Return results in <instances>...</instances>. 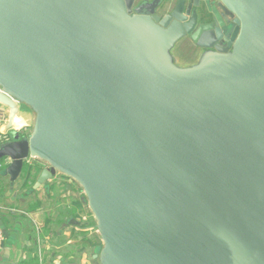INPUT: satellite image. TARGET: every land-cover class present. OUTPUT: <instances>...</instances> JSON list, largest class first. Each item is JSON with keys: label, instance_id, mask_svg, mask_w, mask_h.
<instances>
[{"label": "water", "instance_id": "water-1", "mask_svg": "<svg viewBox=\"0 0 264 264\" xmlns=\"http://www.w3.org/2000/svg\"><path fill=\"white\" fill-rule=\"evenodd\" d=\"M146 3L0 0V177L77 183L97 264H264V0Z\"/></svg>", "mask_w": 264, "mask_h": 264}, {"label": "crops", "instance_id": "crops-1", "mask_svg": "<svg viewBox=\"0 0 264 264\" xmlns=\"http://www.w3.org/2000/svg\"><path fill=\"white\" fill-rule=\"evenodd\" d=\"M34 121V113L22 106L14 129L27 135ZM7 123L8 117L6 123L0 124V145L6 138L2 130ZM0 162L8 165L9 160ZM30 164L43 166L35 160ZM29 165L15 185H11L9 176L0 177L5 185L0 190V229L6 235L0 264H95L100 237H95L83 221L82 211L87 205L83 190H77L74 182L65 177L37 187L38 177L31 175Z\"/></svg>", "mask_w": 264, "mask_h": 264}, {"label": "rangeland", "instance_id": "rangeland-1", "mask_svg": "<svg viewBox=\"0 0 264 264\" xmlns=\"http://www.w3.org/2000/svg\"><path fill=\"white\" fill-rule=\"evenodd\" d=\"M191 45H192L191 42L188 39H186V40H183L180 43L179 47L176 48V50H175V55L177 57V60H178L179 64L182 66L190 65V63L196 62L198 57H199V52L191 49ZM74 184L77 187V190H79L81 192L82 188L77 183L74 182ZM86 204H87V202H86ZM82 212H83V215L85 217L83 221L85 222V224L88 227L91 228V233H94L95 237H97L98 232H97V228H96V222L94 220V216L91 213L88 205H85V209ZM19 219H22V217L19 216ZM101 248H102V241L100 239V246L98 248V253H100ZM94 262H95V264L97 263L96 261H94Z\"/></svg>", "mask_w": 264, "mask_h": 264}, {"label": "flooded vegetation", "instance_id": "flooded-vegetation-1", "mask_svg": "<svg viewBox=\"0 0 264 264\" xmlns=\"http://www.w3.org/2000/svg\"><path fill=\"white\" fill-rule=\"evenodd\" d=\"M146 1H152V0H133V4H132L133 10L137 11L141 14H145V15L151 14L155 10V6L154 7L148 6ZM156 15H160V11L156 12ZM186 39H188L191 42V44H192L191 49L199 52V55H200L201 50L193 43V41L190 38H186ZM69 180H71V179H69Z\"/></svg>", "mask_w": 264, "mask_h": 264}, {"label": "built area", "instance_id": "built-area-1", "mask_svg": "<svg viewBox=\"0 0 264 264\" xmlns=\"http://www.w3.org/2000/svg\"><path fill=\"white\" fill-rule=\"evenodd\" d=\"M7 109H8L7 107H5L0 103V124L6 123L7 121V117H8ZM6 165H7L6 163L0 162V170L4 169ZM5 242H6V235L4 231L0 229V252L4 249Z\"/></svg>", "mask_w": 264, "mask_h": 264}, {"label": "bare ground", "instance_id": "bare-ground-1", "mask_svg": "<svg viewBox=\"0 0 264 264\" xmlns=\"http://www.w3.org/2000/svg\"><path fill=\"white\" fill-rule=\"evenodd\" d=\"M19 128V127H18Z\"/></svg>", "mask_w": 264, "mask_h": 264}]
</instances>
